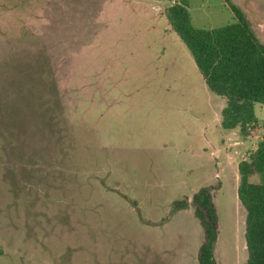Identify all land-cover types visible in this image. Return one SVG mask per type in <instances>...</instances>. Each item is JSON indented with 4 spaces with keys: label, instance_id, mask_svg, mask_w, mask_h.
<instances>
[{
    "label": "rangeland",
    "instance_id": "374dc122",
    "mask_svg": "<svg viewBox=\"0 0 264 264\" xmlns=\"http://www.w3.org/2000/svg\"><path fill=\"white\" fill-rule=\"evenodd\" d=\"M177 1L0 0V99L52 75L63 136L25 159L45 163L43 174L10 172L13 188L0 151V264H198L200 187L216 207L214 264L245 262L237 165L264 139V104L248 138L221 126L225 99L166 18ZM227 2L264 44V0L185 6L194 27L213 28L233 21ZM36 117L23 118L28 146L52 141Z\"/></svg>",
    "mask_w": 264,
    "mask_h": 264
},
{
    "label": "trees",
    "instance_id": "16d2710c",
    "mask_svg": "<svg viewBox=\"0 0 264 264\" xmlns=\"http://www.w3.org/2000/svg\"><path fill=\"white\" fill-rule=\"evenodd\" d=\"M186 3L187 0H179L167 7L166 18L189 50L206 86L225 99L221 109V126L237 129L242 137L248 138L258 124L254 105L264 104V44L251 29L241 9L232 3L227 2V6L233 21L213 28L194 27ZM44 76L43 73L35 75L33 86L17 91L13 95L16 97L14 100L0 99V151L6 159V173L10 175L7 181L9 188L15 185L10 172L19 179H22L25 170L43 174L45 163L25 159L37 158L51 145L61 147L63 141L58 120L61 112L53 111V106L60 102L55 79L51 75L50 82H44ZM27 107H32L35 115ZM31 116L42 120L44 131L41 132L50 131L52 141L40 146H28L25 138L23 143L20 142V132L24 130L23 118ZM16 137L19 138L17 142ZM237 171V198L245 210L247 258L243 264H264V183L249 181L250 175L264 173V139L257 142L247 158L238 162ZM192 202L204 236L198 248L197 262L214 264L212 241L216 235L217 213L210 189L200 187L193 194ZM186 204L187 200L182 199L174 206L180 208Z\"/></svg>",
    "mask_w": 264,
    "mask_h": 264
},
{
    "label": "crops",
    "instance_id": "0c3cea01",
    "mask_svg": "<svg viewBox=\"0 0 264 264\" xmlns=\"http://www.w3.org/2000/svg\"><path fill=\"white\" fill-rule=\"evenodd\" d=\"M214 203V202H213ZM215 206V205H214ZM215 209H216V207H215Z\"/></svg>",
    "mask_w": 264,
    "mask_h": 264
}]
</instances>
